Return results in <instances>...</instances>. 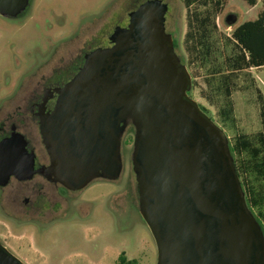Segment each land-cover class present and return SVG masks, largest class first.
Returning <instances> with one entry per match:
<instances>
[{
	"label": "water",
	"instance_id": "1",
	"mask_svg": "<svg viewBox=\"0 0 264 264\" xmlns=\"http://www.w3.org/2000/svg\"><path fill=\"white\" fill-rule=\"evenodd\" d=\"M30 1L0 0V15L16 18ZM168 10L162 0L141 3L126 27L115 28L111 47L86 55L70 81L47 91L38 116L49 165L36 170L28 141L13 135L0 143V187L36 172L72 191L117 181L132 126L139 213L154 238L156 264H264L263 228L229 138L189 95L192 76L166 31ZM237 20L230 14L225 23ZM0 264L24 263L0 245Z\"/></svg>",
	"mask_w": 264,
	"mask_h": 264
},
{
	"label": "rangeland",
	"instance_id": "2",
	"mask_svg": "<svg viewBox=\"0 0 264 264\" xmlns=\"http://www.w3.org/2000/svg\"><path fill=\"white\" fill-rule=\"evenodd\" d=\"M145 1L32 0V5L18 20L17 29L6 31L7 23L0 19V93L6 90L1 82L8 80L13 66L19 69L21 82L24 83L30 79L32 81L35 75H41L46 70L66 74L72 61L69 52L76 46L87 48V42H94L95 46L101 43L103 36L111 35L115 27L125 26L129 13ZM165 1L171 7L166 16V31L172 34L175 51L192 76L189 95L207 109L212 120L224 129L230 147L235 143V136L244 134L253 137L263 131L260 113L264 106V68L238 74L232 94L235 123L225 128L219 117L222 97L215 95L213 87L207 83L205 69L192 63L185 38L191 16L209 13L215 24L214 41L219 55L223 56L231 51L232 43L229 40L232 32L242 23L257 19L264 0H256L255 6L242 0H224L221 6L209 1L203 4L201 0L189 8L185 0ZM230 14L238 17L233 26L225 23ZM11 46L16 52L15 57L9 59L8 49ZM6 65L9 66L5 68ZM29 68L31 77L27 75ZM43 84L36 82L34 87L41 89ZM133 141L134 128L129 126L122 140L124 167L119 180L94 182L81 194L78 202L84 211V219L94 216L95 228L89 230V237H82V247L94 249V257H86L77 248L70 246L69 242L74 235L66 234L64 228L55 227L44 239L46 246H43L40 253L41 260L35 264H116L117 257L122 253L129 259H136L139 264L157 263L154 238L139 213L137 186L131 163ZM232 155L236 159V155ZM239 177L242 183L244 179ZM248 185L247 182L245 186L242 183L244 192ZM1 220L0 231L3 226L7 229V222Z\"/></svg>",
	"mask_w": 264,
	"mask_h": 264
},
{
	"label": "flooded vegetation",
	"instance_id": "3",
	"mask_svg": "<svg viewBox=\"0 0 264 264\" xmlns=\"http://www.w3.org/2000/svg\"><path fill=\"white\" fill-rule=\"evenodd\" d=\"M163 2L167 3L165 0ZM167 4L169 12L171 7L169 3ZM24 13L16 18L0 15V19L7 23L6 31L17 29L18 20ZM128 23L129 20L122 28ZM111 35L103 36L101 43L96 46L94 42H87V48H81L82 45L76 46L69 52L72 58L71 67L63 75L46 70L41 75H35L32 81L30 79L24 83L21 82L19 69L15 66L11 67L10 77H7L8 80L4 83L1 82L6 90L0 93V143L13 135L22 134L28 141L29 151L35 153V169L48 166L49 158L43 145L38 116L43 99L48 90L63 87L77 74L85 62L86 55L99 48L111 47ZM15 52V48L11 46L10 50L8 49V58H14ZM8 66L6 65L5 68ZM28 71L27 75L31 77V68ZM36 82L45 83V85L37 89L34 87ZM57 98L56 93L49 98L45 105L46 112L54 109ZM94 182L82 190L72 191L59 183L49 181L38 172L27 180L11 177L6 186L0 187V219L7 222V229L5 226L1 227L0 245L7 248L24 264H35L41 260L40 253L43 246H46L44 239L55 227H61L66 234L74 235L73 240L69 242L70 246L77 248L86 257H94V249L82 247L83 235L89 237V230L95 228L94 216L92 215L91 219H84V211L78 205L81 194ZM126 258L125 261H121L118 256L116 264H131L130 261L133 259Z\"/></svg>",
	"mask_w": 264,
	"mask_h": 264
},
{
	"label": "trees",
	"instance_id": "4",
	"mask_svg": "<svg viewBox=\"0 0 264 264\" xmlns=\"http://www.w3.org/2000/svg\"><path fill=\"white\" fill-rule=\"evenodd\" d=\"M197 1L201 0H185V5L189 8ZM207 1L221 6L224 0H202L203 4ZM243 1L251 6L256 4V0ZM191 17L185 38L189 55L194 65L205 69L207 83L213 87L215 95L222 97L219 117L228 128L229 124L235 123L232 94L238 74L264 68V4L257 19L242 23L232 32L229 40L232 43L231 51L223 56L219 55L214 41L213 33L216 30L211 15L194 14ZM201 109L208 114L207 109ZM260 114L263 131L253 137L244 134L235 136V143L230 148L232 154L236 155L237 169L244 179L243 186L246 182L249 184L245 189L248 206L264 229V106ZM126 259L122 253L120 260ZM130 263L139 264L136 259Z\"/></svg>",
	"mask_w": 264,
	"mask_h": 264
}]
</instances>
